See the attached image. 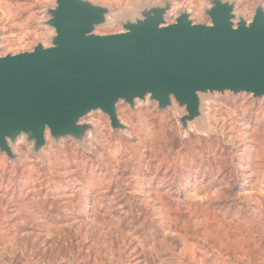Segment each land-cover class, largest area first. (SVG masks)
I'll return each mask as SVG.
<instances>
[{"label":"rangeland","instance_id":"374dc122","mask_svg":"<svg viewBox=\"0 0 264 264\" xmlns=\"http://www.w3.org/2000/svg\"><path fill=\"white\" fill-rule=\"evenodd\" d=\"M109 9L98 35L125 14L171 4L208 25L209 0H87ZM250 21L264 0H222ZM55 0H0V57L48 46ZM124 130L93 112L82 142L66 138L34 154L19 138L0 154V264H264V99L201 95L182 129L175 103L158 111L116 106Z\"/></svg>","mask_w":264,"mask_h":264},{"label":"water","instance_id":"95a60500","mask_svg":"<svg viewBox=\"0 0 264 264\" xmlns=\"http://www.w3.org/2000/svg\"><path fill=\"white\" fill-rule=\"evenodd\" d=\"M208 25L194 24L181 11L172 23L171 4L143 8L122 30L98 35L109 9L87 0H55L43 25L53 30L48 46L0 57V154L13 160L19 138L38 154L66 138L79 143L93 112L107 117L112 131L124 130L119 102L173 103L184 110L182 129L201 114V95L249 94L264 99V9L250 21L234 14L235 4L209 0Z\"/></svg>","mask_w":264,"mask_h":264}]
</instances>
